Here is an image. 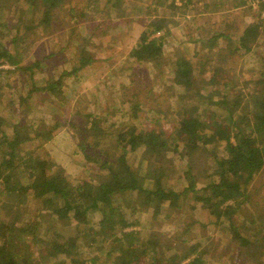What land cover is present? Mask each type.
<instances>
[{"label": "trees", "instance_id": "16d2710c", "mask_svg": "<svg viewBox=\"0 0 264 264\" xmlns=\"http://www.w3.org/2000/svg\"><path fill=\"white\" fill-rule=\"evenodd\" d=\"M4 1V8L11 7L12 0ZM231 1L235 10L248 5L247 0ZM252 1H259L258 13L243 28L241 21L229 20L230 11L224 10V0H159L161 6L169 5L173 11L185 10L184 15L196 14V8L200 7L198 16L208 14L211 20L221 13L222 20L215 23L218 27H214L211 37L205 35L201 39L199 49H206L203 56L202 51L192 53L190 46L181 44L168 57L165 41L172 36L167 29L171 19L153 20L151 29L140 35L130 51L133 62L151 66L155 71L153 78L158 77L159 84L146 89L145 96L143 89L122 86L132 113L128 121L139 119L144 108H152L174 122L171 133L156 128L162 125V119L158 118L150 121L152 129L139 128L137 123L112 121L110 113L102 116L76 112L82 120L78 117L66 120L67 124H75L87 145L113 161L114 165L107 167L112 175L110 182L98 187L87 182L74 187L69 184L66 171L50 145L61 127L56 121L50 124L48 132L39 126L41 123L31 125L26 118L9 129L7 117L0 116V264H40L29 255L27 243L41 241L39 235L47 232L42 223L47 220L19 224L22 214L26 215L23 210L30 194L39 203V212L62 228L65 236L63 243L47 244L48 253L42 256L52 261L51 264H134L140 259H146L145 264H181L191 257L188 264H202L208 251L219 257L221 264H264V216L245 208L259 194L253 183L264 170V0ZM13 5L19 10L13 17L6 18L4 9L0 10V82L6 74L28 75L30 84L22 83L28 89L27 94L10 96L13 102L20 100L21 108L27 112L32 109L27 105L40 94L51 99L63 97V76L82 71L95 62L96 32L101 30L103 36L108 31V24L104 27L102 22H111L110 18L117 17L121 11L133 8L141 13L143 9L129 0L103 3L102 0H18ZM247 9L252 13L251 6ZM147 13L154 14L151 7ZM100 17L104 18L102 22L94 23L83 34L80 26L96 22ZM65 30L69 31V37L61 49L48 53L45 50V57L31 55V63L23 62L28 46L45 43L41 42V34L54 40L56 33ZM162 32V36H155ZM64 51H71L69 61L73 71L64 72L57 82L47 77L37 83L36 72L51 64L52 55ZM247 54L259 55L260 72L240 82L244 76L239 74L236 61H242ZM6 64L14 69H3ZM166 68L170 71L165 72ZM254 68L250 69L251 73L258 71ZM46 69L47 76H51L50 66ZM160 72L163 73L157 75ZM38 104L36 101L34 106ZM5 107V101L0 102V111ZM151 118L141 120L144 123ZM107 143L110 146L105 148ZM80 149L82 152L83 146L75 144L71 154L76 156ZM139 150L143 157L136 167L135 154ZM171 154L178 155L182 161L186 159L185 171H174ZM143 179L149 185L145 191ZM141 194H145L150 210L146 224L139 221L142 211H137V197ZM191 195L195 204L189 202ZM197 208L208 213L207 224L195 219ZM245 211L248 212L245 223L239 226L238 214ZM160 217L166 220L174 217L175 226L181 229L179 234L172 232L167 236L166 245L157 241L153 230L145 235L146 228ZM208 224L220 226L228 240L217 239L205 245L197 241L196 230ZM138 226L145 230H135ZM80 240L86 248L93 251L95 247L98 252L79 257L76 244ZM181 249L184 255L179 254ZM232 250L237 255L235 261L229 258ZM59 254L66 258L56 260Z\"/></svg>", "mask_w": 264, "mask_h": 264}, {"label": "rangeland", "instance_id": "374dc122", "mask_svg": "<svg viewBox=\"0 0 264 264\" xmlns=\"http://www.w3.org/2000/svg\"><path fill=\"white\" fill-rule=\"evenodd\" d=\"M137 2V5H142L143 9L141 13H137L136 10L133 8L129 9L127 12L121 11L117 17H111V22L103 23L101 20L104 18L100 17L99 20L96 22H91L87 24H82L80 26L81 31L83 34H87L91 29V26H94V23L99 24L102 22L103 26L106 27L107 24V33L105 35H101V30L96 32V36H98L97 41L95 42V48H97V53L95 54L96 60L92 65L87 68H84L82 71H76V73H68L72 72L73 68L69 61L71 57V51H64L63 53L59 52L55 55H52L51 64L47 67H41L38 72H36L35 80L37 83H41L44 81L45 78L51 77L52 82H57L58 79L61 78L64 72L68 74L63 76L62 78V92L63 97L56 99L55 97L51 99L49 95H42L40 94L39 97L32 100V104H28L27 106L32 107L30 111L27 112L26 109H22L20 105V100L17 99L16 102H13L12 97H17L19 94H27V90L23 86L22 83L30 84L28 81V75L25 72H17L3 75L1 82H0V102L5 101L6 109L4 111H0V116H6L7 121V128H11L14 124H16L21 118H26L30 122L29 124H40L39 126L43 128L44 132H48L50 130V124L58 123L61 127L58 129L56 134V139L54 143H51L52 147L55 150V153L58 155V160L60 161L61 167L65 169V174L67 175V180L71 186H81L83 183L87 182L93 187H98L102 183L110 182L112 180V175L107 167L114 165L112 160H109L102 156L99 150L93 149L87 145L82 138L78 135L77 130L75 129V124H67L66 120H73L74 118L78 117L79 119H83L81 116H76V112H79V115H83L82 112H94L95 115H102L106 116L112 114L111 118L112 121H117L120 123H137L139 128L146 127V129H152L153 124L150 123L152 119L158 118L162 119V125L156 127L158 130H164L167 133H171L174 129V122L170 119H164V116L161 113H157L156 110L152 108H144L140 113L139 119L135 121H128V119L132 116L130 111V103L126 101L129 100L128 96L124 97V92L122 91V86L124 85H131L136 86L138 89L144 90V96L146 95V89H149L151 86L158 85V77L155 76L153 78V72L150 65L147 64H137L133 59L130 57V51L136 46L139 42L140 35L150 30V24L153 20H169L167 22V29L170 30L171 37L170 40L165 41L166 50L169 52L168 57L172 56L175 47L177 45L185 44L187 47L190 46L192 53L195 50L202 51L203 56L206 53V49L202 50L199 49L200 43H202L201 39L205 37H211L213 34L214 27H218L215 25L217 21L221 19V13L218 15L212 16L213 19H208L211 15H204V17H200L199 12L200 7L196 8L194 14L193 12H189L186 15L182 14L185 10H176L173 11L170 9L169 5H165L164 7L159 4V0H129ZM195 1V0H194ZM248 5L244 6V9H233L232 5L234 2L231 0H224V10H229V15L233 21H237L242 23V27H246L247 24L253 22L255 13H258V3L259 1H252L247 0ZM4 0H0V10L4 9V16L6 18H10V16L17 15L19 10L18 7L13 5L15 2L17 3L18 0H12L11 7L4 8ZM100 2V0H99ZM104 0H102V3ZM106 4V1H105ZM104 4V8L105 7ZM103 6V5H102ZM128 6H130L128 4ZM252 7V13H249L251 10H248L247 7ZM13 7V8H12ZM151 7V10L154 12L153 15H149L147 13V8ZM102 10V9H101ZM205 10V9H204ZM247 10V11H246ZM98 15V14H97ZM198 16L196 21L193 20L194 16ZM218 16V17H215ZM264 18V14H262ZM192 20V21H191ZM222 20V19H221ZM176 22V24H174ZM220 23V22H218ZM203 24L205 26L203 27ZM197 27H200L198 30ZM204 29H208L207 32L204 33ZM99 34V35H98ZM115 36L117 42L111 38V35ZM238 34V31L236 32ZM47 34H41L42 37L41 42L45 43H35L34 45L28 46L25 55H23V62H32L33 55L35 58L37 56H46L44 54L45 50L48 52L50 51H57L63 47L64 40H68L69 31L65 30L61 33H56L54 35V40H50V36H46ZM159 33L155 36L159 37L162 36ZM8 36V35H7ZM99 36L101 38H99ZM47 38V39H45ZM49 39V40H48ZM51 41L48 44V41ZM100 42V44H99ZM262 43V39L260 40V45ZM44 44V45H43ZM46 46V47H45ZM94 48V50H95ZM182 50V48H180ZM259 55L258 54H247L242 61H236L237 67L239 70V74L244 76V78L240 81L242 82L246 78L249 79L251 74H259V64H258ZM47 60H45V64H47ZM233 63V62H232ZM49 64V63H48ZM50 66V75L47 76V69ZM147 69H145V67ZM255 67V68H254ZM5 70H13L14 68L8 66L7 64L2 67ZM251 68H258V71L254 73L250 72ZM139 69V71H138ZM257 70V69H256ZM165 72H169V68L164 69ZM160 72L157 75L162 74ZM145 75V76H144ZM168 77H170L168 75ZM146 87V88H144ZM19 95V97H20ZM150 96V95H148ZM127 98V100H126ZM144 98V97H142ZM53 101V104L50 106V102ZM172 100V98H171ZM36 101L39 102L38 106H34ZM173 101V100H172ZM151 116L150 120L146 122H142L141 119ZM77 119V118H76ZM155 126V125H154ZM177 127V126H176ZM51 131V130H50ZM53 142V140L51 141ZM75 144H80L83 146V150H80L76 156L72 155V149ZM49 146V145H48ZM47 146V148H49ZM110 143L104 145L105 148L109 147ZM223 149V148H222ZM136 159L134 161V166L137 167L138 161H141L143 155L142 150L137 151L135 154ZM173 159L170 165L173 166L175 172H183L186 168V159L183 158V161L178 157V155H170ZM53 160H56L52 157ZM134 159V157H133ZM192 163V162H191ZM195 166V164H194ZM193 166V167H194ZM147 171V170H146ZM143 169V172H146ZM196 180H199V177H195ZM151 183V182H150ZM152 184V183H151ZM148 183L143 179L142 188L145 191L148 188ZM253 186L256 188L255 190H259L258 195L253 196V202L246 206L245 208L250 213L254 212L256 215L262 214L264 216V170L259 173L253 183ZM189 194V193H188ZM189 195H186V197ZM189 202H193V195H191ZM137 211H142V216L139 221L142 224H146L148 220L147 214L150 212L148 204L145 202V194H141L137 197ZM195 204V202H193ZM191 203V204H193ZM24 212L20 218V223H28L32 222L35 224L39 220L46 222L42 223V227L44 231H47L46 234L39 235L41 240L40 242L32 241V243H27V250L31 257H34L40 264H51L52 261H49L48 258H44L42 256L44 253H48L47 244L52 242H60L63 243L65 240V236L62 233V228L58 225L52 224L49 221L44 213L41 211L39 212V203L37 200L33 198L30 194L28 196V203L24 205ZM167 206V204H166ZM22 211V212H23ZM245 211L243 213H239V219L237 223L241 226L240 223H245V215H248V212ZM162 214V213H161ZM160 214V215H161ZM169 214V211H167ZM195 219L200 220L204 224L208 223V213L201 208H197L194 212ZM163 217V215H162ZM160 217L159 220L153 221L150 227H135V230H142L144 228L145 235L147 236L150 234L149 232L153 230L157 234V241H161L166 245V238L168 235L179 234L181 229L175 226V219L166 220ZM243 219V221H241ZM153 228V229H151ZM198 238L197 241H201L203 245L208 244L209 242H216L217 239H221L223 241H227L229 236L224 234V232L220 229V226L215 225H206L204 229L199 226ZM198 229V228H197ZM131 230V228H130ZM143 230V231H144ZM232 236V235H230ZM46 243V244H45ZM77 247V254L79 257L86 256L89 257L90 254L97 253L98 249L94 247L92 251L88 247L86 248L82 241H78L76 244ZM102 249H106L102 247ZM101 249V250H102ZM174 251L177 252L178 248L175 246ZM23 254H27V251H22ZM184 250H180L179 254L184 255ZM217 253V252H216ZM170 254V253H169ZM230 254V253H229ZM228 254V256H229ZM77 255V256H78ZM66 257L63 254H59L55 257L56 260H63ZM181 258V257H179ZM231 261H235L237 258L236 252L232 250V253L229 256ZM193 258H188L181 264H188ZM146 259H140L134 264H145ZM202 264H221L219 257L215 255H211L210 252H206L203 255V263Z\"/></svg>", "mask_w": 264, "mask_h": 264}, {"label": "crops", "instance_id": "0c3cea01", "mask_svg": "<svg viewBox=\"0 0 264 264\" xmlns=\"http://www.w3.org/2000/svg\"><path fill=\"white\" fill-rule=\"evenodd\" d=\"M157 34H159V33H157ZM204 46L206 47V45L204 44Z\"/></svg>", "mask_w": 264, "mask_h": 264}]
</instances>
